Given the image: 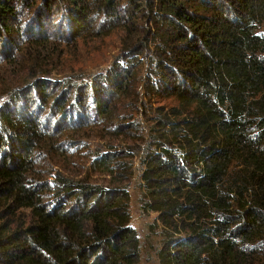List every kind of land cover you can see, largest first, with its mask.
Returning <instances> with one entry per match:
<instances>
[{
    "label": "trees",
    "instance_id": "obj_1",
    "mask_svg": "<svg viewBox=\"0 0 264 264\" xmlns=\"http://www.w3.org/2000/svg\"><path fill=\"white\" fill-rule=\"evenodd\" d=\"M136 163L158 264H264V0H0V264H142Z\"/></svg>",
    "mask_w": 264,
    "mask_h": 264
},
{
    "label": "rangeland",
    "instance_id": "obj_2",
    "mask_svg": "<svg viewBox=\"0 0 264 264\" xmlns=\"http://www.w3.org/2000/svg\"><path fill=\"white\" fill-rule=\"evenodd\" d=\"M120 48L119 38L116 35L104 39H96L87 43H79L74 48L65 51L61 60V68L55 71V75L74 76L81 75L91 77L98 72L106 70L112 63ZM137 119V118H136ZM138 119L144 124L145 119L138 116ZM90 143H101L97 138H91ZM60 167L59 164H53V168ZM136 172L131 179L132 195V226L136 229L141 239L142 264H158L156 259L157 239L153 236L148 237V225L153 224L152 215H141L139 213V177ZM73 172L80 178H87L95 183L106 184L109 179L103 175L95 174L88 166L84 157L78 158L73 166Z\"/></svg>",
    "mask_w": 264,
    "mask_h": 264
}]
</instances>
